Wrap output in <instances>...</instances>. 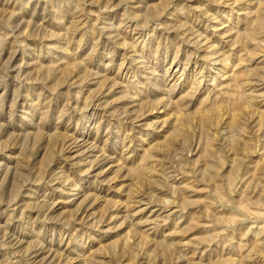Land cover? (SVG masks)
I'll use <instances>...</instances> for the list:
<instances>
[{
    "label": "rangeland",
    "instance_id": "obj_1",
    "mask_svg": "<svg viewBox=\"0 0 264 264\" xmlns=\"http://www.w3.org/2000/svg\"><path fill=\"white\" fill-rule=\"evenodd\" d=\"M0 264H264V0H0Z\"/></svg>",
    "mask_w": 264,
    "mask_h": 264
}]
</instances>
